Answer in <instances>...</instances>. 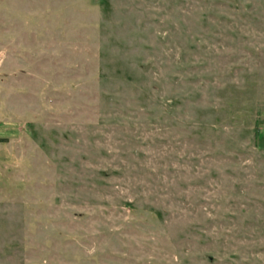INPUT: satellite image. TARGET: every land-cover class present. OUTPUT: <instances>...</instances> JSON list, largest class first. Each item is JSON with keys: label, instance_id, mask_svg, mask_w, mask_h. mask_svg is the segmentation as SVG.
Masks as SVG:
<instances>
[{"label": "rangeland", "instance_id": "374dc122", "mask_svg": "<svg viewBox=\"0 0 264 264\" xmlns=\"http://www.w3.org/2000/svg\"><path fill=\"white\" fill-rule=\"evenodd\" d=\"M0 264H264V0H0Z\"/></svg>", "mask_w": 264, "mask_h": 264}]
</instances>
